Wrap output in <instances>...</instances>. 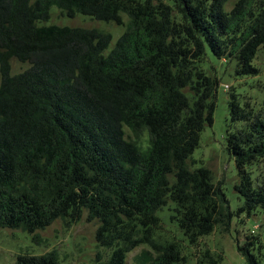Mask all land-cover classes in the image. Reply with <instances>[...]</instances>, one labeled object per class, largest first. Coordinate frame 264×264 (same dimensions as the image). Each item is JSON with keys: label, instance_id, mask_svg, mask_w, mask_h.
<instances>
[{"label": "trees", "instance_id": "trees-1", "mask_svg": "<svg viewBox=\"0 0 264 264\" xmlns=\"http://www.w3.org/2000/svg\"><path fill=\"white\" fill-rule=\"evenodd\" d=\"M0 0V228L36 231L54 221L69 225L86 212L97 221L101 264H126L140 245L138 264H184L175 240L158 244V212L187 245L216 229L228 233L234 216L263 213L264 180L253 186V166L264 160V102L254 112L234 95L225 135L242 206L232 211L222 185L205 167L187 161L200 133L213 123L216 75L203 68L206 50L236 77L258 74L264 50V0ZM123 24L111 36L96 29L46 25L50 9ZM11 59L27 64L12 75ZM222 59H224L222 61ZM146 133L141 149L127 140ZM240 200V199H239ZM237 246L244 264H259L253 237ZM154 255V257H153ZM14 264H62L56 251L17 256ZM195 264H222L204 249Z\"/></svg>", "mask_w": 264, "mask_h": 264}, {"label": "rangeland", "instance_id": "rangeland-1", "mask_svg": "<svg viewBox=\"0 0 264 264\" xmlns=\"http://www.w3.org/2000/svg\"><path fill=\"white\" fill-rule=\"evenodd\" d=\"M236 1L228 0L224 10L229 11ZM127 20V17L123 15V24L116 25L113 22L97 21L80 14L69 18L59 9L52 7L50 19L45 24L96 29L109 34L111 43L105 51L107 54L114 47L117 39L125 32ZM206 54L202 66L215 74L219 82L213 123L211 126H206L200 133L199 145L187 163L191 169L198 167L209 169L212 172L214 183L222 185L230 209L236 212L237 208L242 206L241 185L234 162L226 151L225 135L228 132L237 133L244 127V123L231 122L228 102L231 100V95H234L241 107L248 105L254 112L262 108L264 102V50L258 51L252 63L258 70V74L248 77H236L233 64L220 63L208 49ZM10 65L12 75L28 68L27 64L17 62L15 59H11ZM124 133L127 140L136 142L141 149L147 147L146 133H141L138 138L127 128H124ZM249 171L253 186L261 183L264 180V160ZM171 207L172 204H168V207L158 212L162 222L155 232V240L158 244L172 240L179 243L181 256L185 258L184 264H195L197 253L204 249L219 254L222 257V264H244L243 257L237 251V246L244 245L245 237L254 238L252 253L257 257L259 264H264V228L261 226L263 220L261 211L255 212L250 217H247L245 213L238 217L234 216L228 233H221L219 229H216L209 236L200 239L197 247H190L177 227L168 220L170 214L168 208ZM97 227L98 222H88L86 212H84L78 222L67 225L61 220H56L44 230L36 231L34 233L37 237L35 241L20 230L0 228V264H14L19 255L38 256L50 251L57 252L62 264H101L106 261L110 250L97 247L94 238ZM143 251L150 250L147 246L140 245L128 253L126 264H138L134 258Z\"/></svg>", "mask_w": 264, "mask_h": 264}]
</instances>
